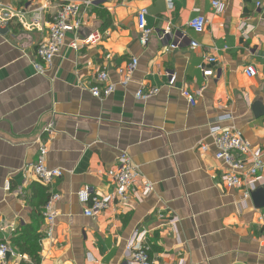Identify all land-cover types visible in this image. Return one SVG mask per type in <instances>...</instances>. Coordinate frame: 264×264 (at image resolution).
Wrapping results in <instances>:
<instances>
[{"label": "crops", "instance_id": "1", "mask_svg": "<svg viewBox=\"0 0 264 264\" xmlns=\"http://www.w3.org/2000/svg\"><path fill=\"white\" fill-rule=\"evenodd\" d=\"M85 1L0 0L11 17L0 25V242L12 251L5 264H135L125 253L134 236L151 264H264V171L248 197L221 187L210 136L213 127L233 128L264 161V0H221L220 14L214 0H174L172 9L165 0H88L77 34L96 31L101 42L74 51L67 33L37 74L32 63L51 18L61 5ZM142 8L152 30L145 47L136 23ZM38 10L36 28H25L19 19L27 26ZM194 10L207 21L202 34L188 28ZM211 54L205 78L197 67ZM132 58L138 65L123 88L116 70ZM247 66L255 77L244 75ZM103 68L117 87L98 100L89 90ZM139 89L158 93L137 100ZM41 147L46 167L63 172L50 186L28 170ZM121 153L139 172L136 194L85 216L84 190L111 192L106 172ZM143 182L152 187L146 196ZM51 194L60 199L47 239L42 210Z\"/></svg>", "mask_w": 264, "mask_h": 264}, {"label": "built area", "instance_id": "2", "mask_svg": "<svg viewBox=\"0 0 264 264\" xmlns=\"http://www.w3.org/2000/svg\"><path fill=\"white\" fill-rule=\"evenodd\" d=\"M153 2L154 0H145ZM174 0H165L169 9H172ZM90 2L86 0L83 4L67 3L61 5L51 21L48 23L47 37L41 41L36 48V61L32 63V67L37 74H43L47 67H49L58 54L60 49L64 46V40L67 33H72L75 36L73 42L69 47L76 51L79 47L96 46L101 42V35L94 31L83 38L78 36V31L84 25L82 5L88 6ZM211 6L215 13L220 14L223 10L221 0H214ZM259 6V4H257ZM41 10H38L32 17V22L25 26L21 19L20 23L25 28H36ZM148 12L146 8H142L137 12L136 23L140 34L139 43L142 47L147 46L152 30L148 28L146 18ZM10 15L6 11L0 9V25H4L9 19ZM207 21L199 13L194 10V17L188 22V28L195 34H202L206 28ZM168 32H164V36ZM176 46H171L175 48ZM190 47L195 49L198 45L195 42H190ZM111 56L107 55L105 59L110 60ZM216 58L213 54L207 55L203 58L202 63L198 65V70L202 76L209 78L213 75V71L209 68L210 64H214ZM138 61L134 58L118 67L116 74L119 78L118 86L125 88L136 70ZM256 70L252 66H247L244 69V75L248 78L256 76ZM117 85L110 82L107 71L103 68L97 72L95 76V84L90 88L89 93L93 98L98 100L108 98L114 93ZM158 93L157 89L150 91L137 90L135 98L137 100H147L151 96ZM199 94V92H198ZM181 95L187 100L190 106L195 105V99L188 92L183 91ZM223 119H230L229 115H225ZM215 145L214 158L221 167L222 172L219 175V185L227 190L238 189L243 190L244 196L256 190L257 186L263 180L261 172L264 171V161L262 159V151L252 147L246 142L238 131L233 128L213 127L210 130ZM204 151L205 148L203 147ZM46 155L45 147L40 148L39 158L37 162L32 164L30 170L35 180L42 186H50L55 180L62 177L63 172L59 169L47 168L44 163ZM106 177L112 185V191L103 196H94L93 190L87 188L83 192L85 198L91 197L90 207L85 211L84 215L87 217L94 216L100 212L108 210L113 207L125 205L129 202L130 196L136 194L134 182L139 177L137 168L133 165L129 156L121 153L118 157L116 167L106 172ZM141 196H146L152 190L149 183L143 182L140 185ZM60 197L56 194H51L49 200L42 210V216L46 223L45 237L51 239L53 237L56 213L54 211V204L58 202ZM0 230H4L1 227ZM143 240L137 237L128 242L125 247V253L135 264H151L149 261L147 247L143 244ZM12 251L5 241L0 242V263L5 264L8 254Z\"/></svg>", "mask_w": 264, "mask_h": 264}]
</instances>
